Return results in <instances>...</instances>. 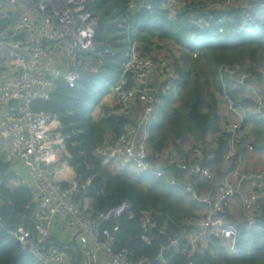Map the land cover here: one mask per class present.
I'll return each instance as SVG.
<instances>
[{
	"label": "built area",
	"instance_id": "1",
	"mask_svg": "<svg viewBox=\"0 0 264 264\" xmlns=\"http://www.w3.org/2000/svg\"><path fill=\"white\" fill-rule=\"evenodd\" d=\"M92 1L0 0V158L10 176L6 185L31 192L24 205L31 211L30 217L21 215L20 224L10 227L0 213V224L22 251L41 264H167L170 251L192 257L210 248L214 239L235 255L241 229L264 232V152H257L253 131L246 134L252 126L249 117L264 127V69L254 65L249 69L244 63L233 64L235 73L223 75L220 69L219 121L207 143L187 140L158 151L153 149L151 127L164 103L160 88L175 89L181 81L170 62L160 53H152L156 46L144 52L141 42L133 41L122 68L110 82L118 107L110 108L107 115L119 120L133 112L137 100L141 112L107 146L95 147L93 154L109 170H135L138 175L150 174L179 188L192 216L174 222L176 229L169 231L170 217L160 226L163 212L154 207L137 208L130 200L97 214L87 195L93 177L83 180L71 167L68 145L72 134L64 131L58 113L41 105L51 100L60 81L76 87L95 53L100 62L113 55L110 48L96 51L100 20L88 7ZM191 3L162 0L158 5L171 19H177L180 10ZM199 5L200 11L186 16L201 30L214 28L223 33L235 22L239 30L252 31L264 21V0H205ZM126 9L134 17L153 11L155 5L150 0H131ZM166 43L198 57L197 49L174 40L158 43L159 48ZM157 67L163 71L162 77H155ZM233 86L238 87L239 96L251 100L246 107L249 111L232 99L229 89ZM12 161L25 166V171L10 167ZM174 166L181 172L179 177ZM124 219L137 220L142 230L139 239L148 246L154 243L155 232L169 234V241L160 246L154 259L137 253L132 236L117 250ZM58 232L68 235L57 239ZM70 248L81 258L76 260ZM212 254L213 259L218 257L217 252Z\"/></svg>",
	"mask_w": 264,
	"mask_h": 264
},
{
	"label": "trees",
	"instance_id": "2",
	"mask_svg": "<svg viewBox=\"0 0 264 264\" xmlns=\"http://www.w3.org/2000/svg\"><path fill=\"white\" fill-rule=\"evenodd\" d=\"M113 1V0H112ZM93 0L88 7L99 17L100 24L96 34V51L110 48L113 55L102 61L98 72L89 75L83 71L82 81L74 88H70L65 81H60L57 91L50 101L42 103L48 111L56 112L62 117L63 129L71 133L73 140L69 141V152L73 156L71 164L75 171L82 174L83 180L93 177L87 187V195L92 199L93 209L97 214L106 212L117 206L123 200H130L137 208H156L165 215L159 218V225H163L165 217H170L169 231L175 230L174 222L181 221L184 217L192 216L190 210L176 208L179 201L176 192L168 187L164 180L150 174L122 175L115 169L109 170L102 165V160L93 154L97 146H107L115 139L125 125L134 123L141 112V101L136 102L133 112L123 115L119 120L107 115L101 119H94L90 112L84 108L88 105L96 85L111 82L115 74L120 71L124 62V49L126 42L119 41V34H114L117 22L113 19L114 10L118 7L123 14V31L121 37H128L129 42H141V50L150 52L151 46L159 47L160 42L174 40L187 46L190 40H201V47L194 48L198 51V58L193 59L189 54L179 52L172 44L174 59L170 67L181 81L176 82L175 89L164 90L160 88V96L164 99L160 113L151 127V140L153 149L167 150L171 144L182 145L187 140L205 145L211 131L216 130L218 114V98L215 91H222L219 68L224 63H244L247 67L254 64L264 67V21L260 22L252 31L239 30V24L230 22L226 31L220 33L217 29L201 30L191 24L186 13L200 11V3L205 0H192L191 5H186L180 10V17L171 19L158 5L162 0H150L155 5L153 11H143L131 17L127 14V3L131 0ZM107 6L110 9H107ZM105 14L100 15V10ZM99 11V12H98ZM264 17V16H263ZM236 32V34L234 33ZM107 33H113L109 37ZM161 47V46H160ZM180 55V56H179ZM96 61H101L95 53ZM207 78L200 77L195 68ZM159 76L155 73V77ZM234 84L233 82H231ZM238 87H230L229 93L237 106L244 111L251 101L249 98L238 95ZM175 93L177 96L174 97ZM218 95V94H217ZM118 107L117 105L115 106ZM249 114V113H247ZM264 133L258 131L255 143L260 142L259 137ZM75 141V143H73ZM262 142V141H261ZM257 146V143H256ZM221 153V152H219ZM3 182L0 183V201L2 202L1 218L7 226L17 227L21 222V215L30 217L31 211H26L25 204L31 199L28 189H11L4 181L6 172L4 164L0 161ZM177 177L181 175L174 166ZM136 179V180H135ZM230 217L228 212L225 213ZM170 221V220H169ZM125 228L120 234L117 250H120L127 239L132 236L136 239L135 248L139 255H149L152 259L157 255L162 244H167L169 234L163 235L155 232V240L151 246L146 245L139 238L142 230L137 225V220H123ZM263 234L256 230L243 228L236 236L237 253L229 254L218 239H214L210 248L202 254L192 257L170 251L166 255L167 264H264ZM75 254V259L81 258L74 248L68 249ZM218 253L213 259L212 252ZM0 264H41L30 253L22 251L19 242L12 237L0 224ZM154 264H159L155 261Z\"/></svg>",
	"mask_w": 264,
	"mask_h": 264
},
{
	"label": "rangeland",
	"instance_id": "3",
	"mask_svg": "<svg viewBox=\"0 0 264 264\" xmlns=\"http://www.w3.org/2000/svg\"><path fill=\"white\" fill-rule=\"evenodd\" d=\"M112 1V0H111ZM112 3H114V0L112 1ZM110 9L109 6H107V9L106 11ZM99 12V11H98ZM100 15H104L105 12L104 10H100L99 12ZM113 18L112 19H109L111 22L113 21V19L117 22V28L114 30V34H119L120 37H119V41H124L126 42V46H125V49H124V60L127 59L128 57V53H129V50H130V47H131V43L129 42V38L126 36L124 37H121V33L123 31V14L121 13L120 9L118 7L115 8L114 10V14L112 15ZM113 33H107V35L109 37H112ZM187 47L188 48H191V49H194V48H199L201 47V40L200 39H197V40H190L187 44ZM152 53H160V57L162 59H166L167 60V63H169L172 59H174V54H173V51H172V48L170 47L169 43H166L165 46L163 48H159V47H155L153 49V52ZM180 56V55H179ZM109 56H105V59L108 58ZM160 58V59H161ZM198 58V57H197ZM193 59H196V58H193ZM103 63L100 62V61H96L95 58L92 59V64L87 66L85 71L89 73V75H95V73L98 72V69H99V66L102 65ZM254 68H263L262 66H258L256 64H254ZM156 73L159 74L160 77L163 76V71L161 69H159L158 67L156 68ZM223 75H227L226 73H229V72H233L235 73V69H234V65L231 64V63H224L220 66V68ZM195 70L199 73L201 79L202 78H207V75H202L199 71L201 70V68H198L196 67ZM209 81V79H208ZM102 84V89L104 90V93L102 91H100V83L98 85H96L95 87V90H94V93L91 97V99L89 100V103L88 105H85L84 108L86 110H88V112H90V116L94 119H101V117L103 115H105L107 112H109L110 108H113L115 107V105L117 104V96L115 95V90H114V85L109 83V82H103L101 83ZM219 91L216 90L215 91V99L218 98V94ZM136 104V103H135ZM43 108V107H42ZM61 120H62V117H61ZM253 132L256 134L258 133L257 132V129L254 128ZM258 139H260L261 141L263 140V137H259ZM69 148V146H68ZM70 150V149H69ZM0 161L3 163L2 159L0 158ZM114 163L116 162L115 160H112ZM4 166H5V170L7 168V165L5 163H3ZM10 167L12 166H16L14 168H17L19 169L20 171L24 172L25 171V166H20V163L18 161H12L9 165ZM73 167V166H71ZM74 168V167H73ZM115 171L116 172H119L120 174L122 175H127L130 173V174H133V175H138L137 172L135 170H125V169H120V168H115ZM5 177H4V181L5 183H7L10 179V176L7 175V172L4 173ZM129 177V176H128ZM136 180V179H135ZM173 189H176V195H179L181 194L183 196V191H181L179 188L175 187ZM185 196V195H184ZM262 242H264V235L262 237ZM237 246L234 248V251H237Z\"/></svg>",
	"mask_w": 264,
	"mask_h": 264
},
{
	"label": "crops",
	"instance_id": "4",
	"mask_svg": "<svg viewBox=\"0 0 264 264\" xmlns=\"http://www.w3.org/2000/svg\"><path fill=\"white\" fill-rule=\"evenodd\" d=\"M249 121L252 123L251 125V130H249V131H246V134H251L252 133V131L254 130V128L255 129H257V132L259 131V130H261V132H263L264 133V127H263V125L261 124V123H259V122H255V121H253L250 117H249ZM254 133V132H253ZM254 135H255V137L256 136H258V133H254ZM256 143H257V146H256ZM255 143V147H256V150H257V152H264V135H263V140H262V142L260 141V142H256ZM260 164L261 163H258V165L260 166ZM170 189H172V190H174L175 192H176V189H173V187H170V186H168ZM182 195L181 194H179L178 195V199H179V201H177L176 202V208H178V209H180V210H182V209H184V210H190L189 208H187V207H185V205L183 204V200H182ZM231 213V212H230ZM263 235H264V232H261ZM67 235H68V232H66L65 234H60L59 232L56 234V238L57 239H62L63 237H67ZM264 243V242H263ZM70 252V251H69ZM71 253V252H70ZM81 255V254H80Z\"/></svg>",
	"mask_w": 264,
	"mask_h": 264
},
{
	"label": "water",
	"instance_id": "5",
	"mask_svg": "<svg viewBox=\"0 0 264 264\" xmlns=\"http://www.w3.org/2000/svg\"><path fill=\"white\" fill-rule=\"evenodd\" d=\"M0 176H2L1 166H0Z\"/></svg>",
	"mask_w": 264,
	"mask_h": 264
}]
</instances>
